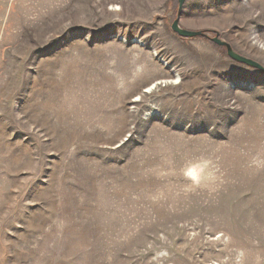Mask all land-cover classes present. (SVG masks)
<instances>
[{
	"label": "rangeland",
	"instance_id": "obj_1",
	"mask_svg": "<svg viewBox=\"0 0 264 264\" xmlns=\"http://www.w3.org/2000/svg\"><path fill=\"white\" fill-rule=\"evenodd\" d=\"M214 38L264 67V0H0V264H264V72Z\"/></svg>",
	"mask_w": 264,
	"mask_h": 264
},
{
	"label": "water",
	"instance_id": "obj_2",
	"mask_svg": "<svg viewBox=\"0 0 264 264\" xmlns=\"http://www.w3.org/2000/svg\"><path fill=\"white\" fill-rule=\"evenodd\" d=\"M184 2L185 0H179V7L180 9L183 7L184 5ZM172 29L175 33H177L179 36L181 37H185V38H196V37H208L205 33L203 32H194V31H189V30H186V29H182L179 24H178V21H175L172 25ZM212 41L214 43H216L217 45L219 46H222V47H226L227 49V52H228V55L231 59L239 62V63H242V64H245V65H248L250 67H253L255 69H258L262 72H264V67L262 65H260L259 63L253 61V60H250L248 58H245L237 53H235L231 46L221 40H219L218 38H214L212 39Z\"/></svg>",
	"mask_w": 264,
	"mask_h": 264
},
{
	"label": "bare ground",
	"instance_id": "obj_3",
	"mask_svg": "<svg viewBox=\"0 0 264 264\" xmlns=\"http://www.w3.org/2000/svg\"><path fill=\"white\" fill-rule=\"evenodd\" d=\"M263 47H264V45H263ZM164 83H165L167 86H169V84H172V83L169 82V81H165ZM159 84H161V83L158 82V83H157V87H158ZM173 84L175 85V83H173ZM155 85H156V84H155ZM155 87H156V86H155ZM157 87H156V88H157ZM153 89H154V88H153ZM149 91H150V88H149ZM152 91H153V90H152Z\"/></svg>",
	"mask_w": 264,
	"mask_h": 264
}]
</instances>
